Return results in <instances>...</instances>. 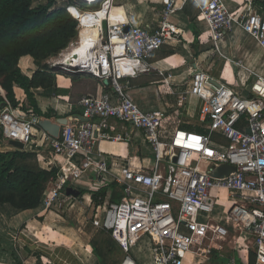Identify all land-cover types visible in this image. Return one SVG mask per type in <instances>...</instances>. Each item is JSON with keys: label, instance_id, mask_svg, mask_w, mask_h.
I'll return each instance as SVG.
<instances>
[{"label": "built area", "instance_id": "1", "mask_svg": "<svg viewBox=\"0 0 264 264\" xmlns=\"http://www.w3.org/2000/svg\"><path fill=\"white\" fill-rule=\"evenodd\" d=\"M163 2L162 20L155 28L118 16L113 19L109 11L103 18L106 29L101 28L99 37L85 38L80 68L62 59L54 60V65L66 64V69L93 74L103 82L104 91L80 100L84 120L71 116L55 137L37 129L41 116L33 108L23 110L7 104L0 111V129L7 140H18L31 150L46 145L55 157H62L57 160L58 180L45 193L46 210H61L63 201H67L62 190L87 174L102 179L110 176L122 185L119 202L97 206L102 208L103 222L94 216L99 223L96 226L109 230L125 252L120 264H140L131 252L146 238L151 264H185L190 254L209 253L213 243L228 239L235 250H248L247 237H251L257 255L255 264H264V76L255 75L250 86L253 96L247 98L223 83L217 86L208 71L194 68L187 92L169 89L178 95L180 104L186 93L204 101L200 120L205 131L176 128L170 135L172 114L142 109L135 101L130 80L147 72L148 60L178 34L170 22L177 0ZM90 12L98 14L100 10ZM75 17L83 25L80 17ZM200 17L217 50L235 24L264 49V14L252 0L238 12L230 11L222 0H210L202 7ZM248 81L244 82L246 87ZM112 120L142 131L154 155L153 165L144 167L135 161L111 164L95 151L102 140L124 139L108 133L114 129ZM222 164L233 165L236 170L224 177L213 176ZM221 192H227V209L216 220L213 214ZM242 264L252 263L248 260Z\"/></svg>", "mask_w": 264, "mask_h": 264}, {"label": "crops", "instance_id": "2", "mask_svg": "<svg viewBox=\"0 0 264 264\" xmlns=\"http://www.w3.org/2000/svg\"><path fill=\"white\" fill-rule=\"evenodd\" d=\"M105 1H107L106 6L109 11H111L112 15L115 13L116 17L118 16L126 21L150 25L153 28L157 27L162 20V11L165 8L162 9V7L165 6L163 0ZM105 1L101 0V3ZM209 1L210 0H177L176 11L171 15L170 22L174 25L178 34H175L162 49L155 52L153 57L148 60L150 69L137 76V83H139V85H134L133 81L130 79L135 101L137 100L143 107L152 108L150 110H166L169 111V114H172V118H170L168 122V127L170 129L168 131L170 135L173 134V130L176 128L189 131H205V127L202 126L200 120L204 101L186 93L187 95L184 103L180 104L178 102V95L172 94L169 89V87H172L174 90L187 92L192 70L194 68L208 71L213 79L221 84L223 83L229 86L233 90V86L237 83L247 88L244 85L246 80H249V83L257 74L264 76V49L258 45L252 36L243 30L240 24H235L233 26L228 36L220 43L219 50L212 45L209 29L200 17L202 7ZM222 1L230 11L238 12L247 0ZM83 14V12L79 14L81 20ZM195 33L198 34L197 42ZM167 50H173V53L164 56L163 53ZM22 59H25L23 65L27 67L28 70L26 74L22 72L31 77L36 71V69L34 70L33 68V58L31 56H24L21 60ZM20 67H22V65ZM166 79H168V81H166ZM146 82H149V85L142 84ZM56 84L59 89L68 90L69 92L57 93L55 88H38L33 91L38 108L42 113L47 114L51 112V117L42 116L41 119H49L52 122H57L60 118H66L68 120L73 115L80 116L82 113L80 99L85 96L86 93H99L105 90L102 81L95 82L93 79L88 80L84 78L77 82H73L69 77L64 75H58L56 77ZM250 92L251 94L249 97L253 96L251 90ZM15 94L26 108L30 107L34 109L22 88L16 86ZM111 125L114 127V129H112L113 132L117 133H110V130H108V133L120 135L124 139L102 140L95 148L96 152H100L106 156L111 164L116 162L127 165L128 162L135 161L140 166L144 167L153 165L154 155L152 150L148 147L141 130H136L134 126L128 123L116 120H112ZM127 125L131 126V129H128ZM241 126L244 127L245 122L241 123ZM4 142H6V144L2 145L3 148L4 146L8 147L7 150L15 148L9 144V140L4 138ZM222 142L227 143L224 139ZM34 148H36L38 152L39 161H43L47 166H50L53 161L57 163V160L62 159V157L59 156L55 157L54 153L51 152L50 149H47L46 145H36ZM114 169L115 166L113 170ZM110 178V176H107L102 179L101 176L96 174H87L76 181H72V183H68L66 186V188L73 187L78 189L80 192L82 190L87 191L82 197L81 193L77 197H72L82 200L85 206L90 209V220H93L94 216L100 218L101 212L103 215L102 208L99 209L97 206L112 202L111 198L115 193L120 196L119 200L116 202H119L123 196L122 185L112 181ZM109 183H115V188L107 187L103 203H97V201L93 200L92 190H98ZM51 186L50 183L48 188ZM220 194L221 195H218L220 197V202L216 206L217 210L213 214L216 220H218L227 209V192H221ZM67 196L69 195H66V197ZM99 198L101 199V197ZM223 199L225 201H222ZM70 203L71 201H69V204ZM2 205L3 206L0 207V264H48L49 260L53 262H50L52 264H101L91 243L87 246L94 252V257L92 258V256L88 257L86 255V261H84L76 252V248H73L74 250L71 248H62L60 246H56L54 250H50V248L49 250H47L48 248H40V244L26 233L28 232L31 236H34V233L30 231V228H33V225H35L34 222H39L40 219L45 220L46 218L43 217H46L49 211L60 215V210H46L43 205L36 209L18 210L10 204ZM220 210H222V212H220ZM96 211H98L97 215L95 214ZM96 228L99 227L96 226ZM17 229L19 231L21 230L20 235H17ZM238 234L239 233H236V235ZM231 235L233 236L234 232H231ZM245 235L246 234H243L242 239L239 240L241 243L244 242ZM245 242L250 246V249L235 250L233 248L234 243H231L229 239L225 242L213 243L211 252H214V256L219 262L217 264H230L232 261L236 264H242L248 260L251 263L250 252L254 251L251 237H247ZM139 249L146 253L145 256L147 258H145V261L141 263L138 258L135 256L133 257L140 264H151L149 248L142 249L139 247ZM239 251L243 259L239 257L237 253ZM122 253L123 255L118 264L122 262L126 255L123 249ZM37 261L40 263H37ZM191 262L195 263V257L190 254L185 264H190Z\"/></svg>", "mask_w": 264, "mask_h": 264}, {"label": "trees", "instance_id": "3", "mask_svg": "<svg viewBox=\"0 0 264 264\" xmlns=\"http://www.w3.org/2000/svg\"><path fill=\"white\" fill-rule=\"evenodd\" d=\"M252 1L264 14V0ZM33 2V0H0V111L7 104L27 109L16 97L17 86L24 90L38 115L51 117V112L43 114L38 108L34 89L55 88L57 93L69 92L58 88L56 84L58 75L67 76L73 82L84 78L101 82L93 74L69 72L48 64L50 59L58 57L70 48L78 37L79 22L69 8L75 6L80 10L91 11L101 8V4H90L85 0L68 3L47 0L38 5H34ZM77 8H72L75 16H77L75 14ZM195 38L197 42V33ZM171 53L173 50H167L163 55L167 56ZM24 56H31L37 65V70L31 77L25 75L18 64ZM131 80L134 85H139L137 78ZM142 84L149 85V82ZM90 94L96 93L89 92L85 96ZM3 142L4 134L0 129V205L10 204L18 210L36 209L42 206L49 184L58 180L59 165L53 161L50 166L44 167L38 160L36 148L2 150ZM107 187L115 188V183L92 190L93 200L103 203ZM85 193L87 191L82 190L81 197ZM119 198L120 196L115 193L111 200L116 202ZM90 243L101 264L119 263L123 255L122 249L112 238L110 231L101 228L99 235ZM256 256L254 251L250 252L252 264H255Z\"/></svg>", "mask_w": 264, "mask_h": 264}, {"label": "rangeland", "instance_id": "4", "mask_svg": "<svg viewBox=\"0 0 264 264\" xmlns=\"http://www.w3.org/2000/svg\"><path fill=\"white\" fill-rule=\"evenodd\" d=\"M34 5H38L39 3H45L47 0H33ZM76 0H59V3H65V2H73ZM86 1V0H85ZM105 1V0H104ZM87 2V1H86ZM74 7V6H72ZM77 8V7H76ZM78 10H75V14L79 17V14L82 13V11H88V10H82L80 11V8H77ZM81 41L79 40V37L73 42V46L80 45ZM73 46L70 48V50L73 48ZM62 57H56L52 58L48 61V64L50 66H54V60H61ZM30 60V59H29ZM25 62V59H20L19 60V67L20 69L26 74L27 67L23 65ZM33 68L34 70H37V65L33 59ZM58 67L57 65H55ZM255 78H253L249 83L248 87L245 88L244 86H241L239 83L235 84L233 86L235 92L241 96V97H249L251 92H250V86L252 82L254 81ZM157 86V85H155ZM20 92V91H19ZM135 97V96H134ZM137 102V100H136ZM139 106L144 109V110H150L152 108H146L143 107L139 102H137ZM128 129H131V126L127 125ZM40 130L39 128H37ZM137 130V128H136ZM110 133H117L113 132V130L110 131ZM37 136L40 138L41 132H37ZM6 144V142H3V145ZM8 147L4 146L1 149L7 150ZM26 149V148H25ZM39 160V159H38ZM44 167H47V165L44 164V162L39 161ZM65 192V190H62ZM67 201L63 202L61 206V212L60 215L56 214L54 212H47V216L43 217L46 218L45 220L40 219L39 222L35 221L33 225V228H30V231H32L34 236H31L30 233L26 232L29 234V236L38 244H40V248H48L47 250H54L56 246L64 247V248H76V252L78 255L86 261V255L94 257V252L88 247L89 243L94 240L96 236L99 235L100 233V227L96 228V225L99 224L97 223L96 219L90 220L89 217V212L90 209L85 206V203L82 202V200L76 199L72 196H67L65 199ZM69 201L71 203L69 204ZM222 201H225L224 199ZM220 202V200H219ZM3 205L1 204L0 207ZM217 210V207H216ZM215 210V211H216ZM97 212V213H96ZM95 214H98V211H96ZM222 212V210H220ZM100 219L99 222H103V217L102 212L100 213ZM39 219V218H37ZM19 229V228H18ZM17 229V235L21 234L20 231ZM36 235V236H35ZM16 236V235H15ZM45 246V247H41ZM139 246L142 249H147L148 248V239L146 238L144 241H142L138 246L134 247L132 249L131 254L138 258V260L143 263L145 261V258H147L145 255L146 253L143 252L142 250L139 249ZM207 245H205L206 247ZM253 247V246H252ZM208 248V247H207ZM88 249V250H87ZM74 250V249H73ZM51 252V251H50ZM148 253V252H147ZM239 257L240 256V251L237 252ZM23 255V254H22ZM243 259V257H242ZM52 261H48V264ZM200 262V263H199ZM37 263H40L37 261ZM195 263L197 264H217L219 263L216 260V257L214 256V252H209L203 255H196L195 256ZM194 262H191L190 264H195ZM189 264V263H188Z\"/></svg>", "mask_w": 264, "mask_h": 264}, {"label": "bare ground", "instance_id": "5", "mask_svg": "<svg viewBox=\"0 0 264 264\" xmlns=\"http://www.w3.org/2000/svg\"><path fill=\"white\" fill-rule=\"evenodd\" d=\"M108 12L109 9L106 6L102 8L98 14H96L95 12H91V13H84L82 15V19H83L82 21L83 29L81 32L82 42L85 41V38L87 36L92 37V40H96L100 35L101 28L103 30L106 29V22L103 20V18ZM112 18L115 19V13H113ZM84 50H85V43L83 46L82 44L73 46L70 52L64 55L62 60H64V62L68 65H71L73 63L82 65V63L84 62V59L82 58L83 57L82 54Z\"/></svg>", "mask_w": 264, "mask_h": 264}, {"label": "water", "instance_id": "6", "mask_svg": "<svg viewBox=\"0 0 264 264\" xmlns=\"http://www.w3.org/2000/svg\"><path fill=\"white\" fill-rule=\"evenodd\" d=\"M89 1V0H86ZM101 0H90L91 4L94 3H100ZM106 22V21H105ZM106 26H107V22H106ZM129 29V27H126V31ZM66 64H62L60 65V67L65 66ZM59 67V66H58ZM69 72H73L68 70ZM211 81L213 83H215L217 86H221L222 84L219 83L217 80L215 79H211ZM252 97V96H251ZM82 120H84L85 118L83 116H79ZM67 119L66 118H60L57 120V122H52L49 119H41L39 122V128H41L42 130L48 132L50 135L58 137L60 134V130H61V124H66L67 123ZM9 144L14 146L15 148L18 149H25V145L18 141V140H9ZM176 160V159H174ZM236 170V167L233 165H229V164H222L221 166L215 168V170L213 171V176L215 177H224L225 175L230 174L231 172H234ZM80 190L75 189L73 187H67L66 188V194L67 195H71V196H79L80 195Z\"/></svg>", "mask_w": 264, "mask_h": 264}, {"label": "clouds", "instance_id": "7", "mask_svg": "<svg viewBox=\"0 0 264 264\" xmlns=\"http://www.w3.org/2000/svg\"><path fill=\"white\" fill-rule=\"evenodd\" d=\"M88 3H90V1H87ZM91 4V3H90ZM100 4H101V8H99V9H97V10H101L102 9V3L100 2ZM73 8H76L75 6L73 7ZM97 10H91V11H97ZM71 12V11H70ZM83 12H90V11H83ZM72 14V13H71ZM73 15V14H72ZM74 16V15H73ZM75 17V16H74ZM76 18V17H75ZM77 19V18H76ZM78 20V19H77ZM78 22H79V33H78V37H79V40L81 39V32H82V29H83V25H81V22L78 20ZM81 41V44H82V46H83V42H82V40H80ZM73 46V44L71 45V47ZM70 47V48H71ZM70 48H68L67 50H65L64 52H62L58 57H62V59H63V57H64V55L66 54V53H69L70 52ZM56 58V57H55ZM68 65V64H67ZM57 66H59L58 68H63V69H65L66 71H68V70H70V71H73V72H82V71H77V70H71V69H66V68H64V67H60V65H57ZM82 65H78L77 67H76V69L79 67H81ZM54 67H56L55 65H54ZM84 73H86V72H84ZM137 78V77H136ZM131 79H133V78H131ZM81 116V115H80ZM67 186V185H66ZM66 186H65V188H64V190L66 189ZM65 194H66V192H65ZM67 195V194H66Z\"/></svg>", "mask_w": 264, "mask_h": 264}]
</instances>
